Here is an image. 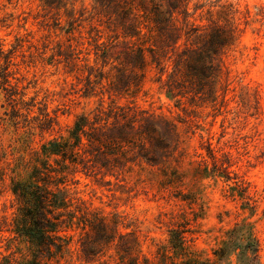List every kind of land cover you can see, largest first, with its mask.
Wrapping results in <instances>:
<instances>
[{
    "label": "rangeland",
    "instance_id": "rangeland-1",
    "mask_svg": "<svg viewBox=\"0 0 264 264\" xmlns=\"http://www.w3.org/2000/svg\"><path fill=\"white\" fill-rule=\"evenodd\" d=\"M228 4L238 9L242 20L240 37L224 57L232 83L225 102L217 109H194L167 96L152 65L138 73L143 74L140 84L123 88V83L115 81L118 72L113 67L122 70L121 78L126 81L130 72L128 60L119 54L121 47L110 48V56L118 55L117 59L101 71V81L91 77L92 91L86 88L87 66L95 65V32L89 26L94 0H76L74 9L67 0H61L58 9L47 7L44 0H0V65L9 55L11 80L25 88V99H46L48 110H57L59 119L51 135L41 134L37 128L29 131L20 119L16 124L10 118L0 90V167L8 172L5 180H0V217L9 219L13 211L8 174L18 159L27 158L53 136H67L77 115L93 112L102 102L104 107L112 101L136 105L175 123L177 147L164 168L147 169L124 183H116L113 177H106L111 180L106 184L83 175H68L64 185L69 195L106 216H124L138 237L140 258H148L151 264H159L163 250L178 260L167 250L172 230L185 236L189 257L205 264H244L251 255L230 245L229 232L235 227L243 228L241 232L250 229L259 244L253 264H264V0H190L189 12L196 23L206 24L209 19L222 20V6ZM73 49L78 58L69 57L68 62L57 55L60 50L71 56ZM110 86L122 90L112 94ZM241 86H248L252 93L247 102L242 90V106L237 97ZM37 113L33 108L30 116ZM209 144L234 178L228 180L224 173L203 170L202 160L211 168ZM235 180L243 182L244 192L230 188ZM242 193L250 197L252 210L245 207ZM72 229L71 253L59 264H80L76 249L82 231L75 225ZM236 241L244 243L239 237ZM0 246L2 251L9 248L17 255L29 254V245L13 239L9 232L0 231ZM224 246L225 253L219 258L216 252ZM105 259L108 264L113 262Z\"/></svg>",
    "mask_w": 264,
    "mask_h": 264
},
{
    "label": "trees",
    "instance_id": "trees-1",
    "mask_svg": "<svg viewBox=\"0 0 264 264\" xmlns=\"http://www.w3.org/2000/svg\"><path fill=\"white\" fill-rule=\"evenodd\" d=\"M75 1L67 0V3L74 9ZM60 2L44 0V5L58 9ZM189 2L94 0L89 26L95 32V65L87 66L86 88L92 91L91 77H99L101 81V71L117 59L118 55L110 56V48L121 47L119 54L128 60L130 74L127 80L121 78L120 68L113 67L118 72L115 81L123 83V88L140 84L143 74L138 73L152 65L167 96L178 105L186 102L194 109L221 106L232 83L224 57L242 32L240 12L228 4L222 6V20L209 19L208 23L201 24L192 20ZM198 7L196 5V9ZM82 14L83 11L80 16ZM248 14L246 11L245 23ZM262 15L264 24V12ZM103 37L105 39L101 40ZM70 54L65 56L60 50L57 52L65 62L69 57L78 58L74 49ZM9 57L6 55L4 65H0V90L10 108V118L20 119L29 131L37 128L41 134L51 135L59 126L57 110L49 111L46 99L37 100L36 96L25 99V88L11 80ZM85 61L89 59L85 58ZM115 81L111 83L115 85ZM121 90L110 86L112 94H119ZM242 90L247 102L251 101L250 94L252 96L248 86L243 89L241 86L237 96L241 106ZM33 108L38 113L30 116ZM176 147L175 123L136 105H118L112 101L104 107L102 102L93 112L77 115L67 136L47 139L39 150L18 159L10 168V207L13 211L9 219L0 217V231L13 234L15 240H24L29 245V254L17 255L9 248L2 251L0 246V264H53V261L59 264L71 253L74 235L69 231L74 225L82 231L76 249L80 264H108L105 258H112L113 262L109 264H151L148 258H140L138 237L129 229L124 216L114 214L109 217L89 208L83 200L69 195L64 180L68 175H83L106 184L111 183V180H105L106 177L124 183L134 176L140 177L147 169L164 168ZM206 149L211 168L202 160L203 170L224 173L228 180L234 178L230 177L228 166H224L210 144ZM225 157L228 159L229 155L226 153ZM7 173L0 167V180H5ZM230 188L242 192L246 189L238 180ZM241 197L245 207L252 210L250 197L244 193ZM241 229L235 227L229 232L230 245L249 253L251 257L244 260V264H253L258 257V241L250 229L242 232ZM238 237L244 240L243 245L236 241ZM185 241V236L172 230L171 247L167 250L178 260L163 250L158 263L205 264L185 253ZM224 248L216 252L219 258L224 255Z\"/></svg>",
    "mask_w": 264,
    "mask_h": 264
}]
</instances>
